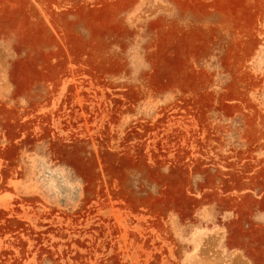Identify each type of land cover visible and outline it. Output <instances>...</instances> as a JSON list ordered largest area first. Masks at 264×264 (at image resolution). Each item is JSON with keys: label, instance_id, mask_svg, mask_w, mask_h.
I'll list each match as a JSON object with an SVG mask.
<instances>
[{"label": "rangeland", "instance_id": "obj_1", "mask_svg": "<svg viewBox=\"0 0 264 264\" xmlns=\"http://www.w3.org/2000/svg\"><path fill=\"white\" fill-rule=\"evenodd\" d=\"M0 264H264V0H0Z\"/></svg>", "mask_w": 264, "mask_h": 264}]
</instances>
